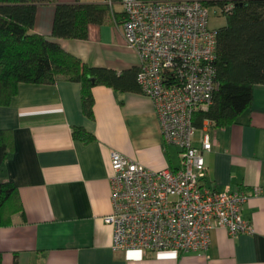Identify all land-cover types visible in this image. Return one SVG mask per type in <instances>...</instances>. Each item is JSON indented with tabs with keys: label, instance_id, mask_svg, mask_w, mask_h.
Instances as JSON below:
<instances>
[{
	"label": "crops",
	"instance_id": "1",
	"mask_svg": "<svg viewBox=\"0 0 264 264\" xmlns=\"http://www.w3.org/2000/svg\"><path fill=\"white\" fill-rule=\"evenodd\" d=\"M120 13L121 4L114 5L105 24L89 26L87 40L64 39L52 37L55 7L43 5L31 33L92 66L118 72L140 68L139 55L126 44ZM81 89L66 80L20 83L10 104L0 106V130L12 135L0 182L13 184L22 204L11 224L0 227V264H264V85L254 86L252 105L235 124H204L213 148L205 153L208 174L202 185L219 192L260 189L243 208L255 232L231 237L216 227L205 255L111 249L113 228L105 217L112 213V151L153 171H174L181 166L180 149L165 143L154 104L140 91L95 87L90 119ZM73 127H82L94 140L74 139ZM203 128L195 132V147L202 145Z\"/></svg>",
	"mask_w": 264,
	"mask_h": 264
},
{
	"label": "built area",
	"instance_id": "2",
	"mask_svg": "<svg viewBox=\"0 0 264 264\" xmlns=\"http://www.w3.org/2000/svg\"><path fill=\"white\" fill-rule=\"evenodd\" d=\"M121 7L126 44L141 62L140 92L154 104L165 143L180 149L181 166L153 171L112 151V213L105 217L113 228L111 249L205 255L216 227L231 237L253 234L243 208L260 189L205 188L210 132L203 128L201 147L193 144V117L209 108L219 88L217 30L209 27L208 7L203 0H121Z\"/></svg>",
	"mask_w": 264,
	"mask_h": 264
},
{
	"label": "trees",
	"instance_id": "3",
	"mask_svg": "<svg viewBox=\"0 0 264 264\" xmlns=\"http://www.w3.org/2000/svg\"><path fill=\"white\" fill-rule=\"evenodd\" d=\"M108 1L0 0V106L10 104L20 83L54 84L66 80L81 84L83 112L92 119L95 87L106 86L120 93L139 92V67L118 72L92 66L47 37L31 33L38 7L53 5L52 37L87 40L89 26L105 24L112 7L121 4V0H111L112 5ZM203 2L206 7L219 6L226 25L217 29L218 91L209 108L197 112L193 122L197 129H202L206 121L222 128L236 123L252 105L254 86L264 85V0ZM118 15L122 19V13ZM72 135L84 143L95 138L82 127H73ZM11 149V132L0 130V169ZM20 211L17 188L10 182H0V227L11 224L12 216Z\"/></svg>",
	"mask_w": 264,
	"mask_h": 264
},
{
	"label": "rangeland",
	"instance_id": "4",
	"mask_svg": "<svg viewBox=\"0 0 264 264\" xmlns=\"http://www.w3.org/2000/svg\"><path fill=\"white\" fill-rule=\"evenodd\" d=\"M121 9V8H117ZM209 11V27L213 30H217L226 25V17L222 13V9L219 6L208 7Z\"/></svg>",
	"mask_w": 264,
	"mask_h": 264
}]
</instances>
